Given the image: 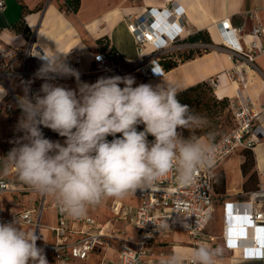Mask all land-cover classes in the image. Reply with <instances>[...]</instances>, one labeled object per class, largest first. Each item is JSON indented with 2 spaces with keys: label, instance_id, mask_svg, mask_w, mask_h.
<instances>
[{
  "label": "clouds",
  "instance_id": "obj_1",
  "mask_svg": "<svg viewBox=\"0 0 264 264\" xmlns=\"http://www.w3.org/2000/svg\"><path fill=\"white\" fill-rule=\"evenodd\" d=\"M37 57L42 64L35 76L44 82L31 96L32 81L21 82L16 131L22 135L0 156V172L6 176L14 170L18 181L51 197L61 214L82 219L104 200L151 188L170 172L187 186L199 171L214 166L215 133L196 134L210 121L181 103L175 87L136 85L134 77L119 75L82 82L66 56ZM157 69L154 74L161 76ZM67 77L75 78L76 89L54 83ZM5 95L0 87V101ZM42 127L65 138L63 143L46 138ZM39 239L36 230H24L16 218L0 221V264H48ZM222 256L221 247L201 243L189 258L172 253L160 264H219Z\"/></svg>",
  "mask_w": 264,
  "mask_h": 264
},
{
  "label": "crops",
  "instance_id": "obj_2",
  "mask_svg": "<svg viewBox=\"0 0 264 264\" xmlns=\"http://www.w3.org/2000/svg\"><path fill=\"white\" fill-rule=\"evenodd\" d=\"M0 1L5 2L4 8L0 9V51L18 50L21 59L14 64V69L22 70L23 64L27 63L29 72H32L28 81L32 82L36 79L33 75L36 72L35 59L22 53L28 49H33L36 56L61 54L66 56V60L81 57L82 63L76 70L80 73V80L87 83L95 81L82 75H90L97 69L93 60L100 52L117 56L127 65L136 64L139 61V53L133 37L128 32L127 17L142 15L148 8L162 9L175 3L184 12L188 22L177 48L171 54L172 61L178 60V65L170 71H160L161 76L157 75L149 81L139 74L132 75V77L135 76L136 85L165 83L175 87L178 92H183L199 84L207 83L211 79H216L218 84L214 92L217 98L228 99L235 95L236 85L229 81L227 72L236 67V64L233 61L230 62L227 53L220 48L222 38L218 28L219 23L229 20L234 28L243 27L247 33L251 32L257 22L264 28V0H138L137 2L133 0H80L77 13L69 10L65 0ZM22 17L24 20H21ZM21 23L23 26L20 29ZM12 26H17V28L12 29ZM26 28L31 32L29 37L23 33L22 29ZM200 33L209 36L211 42L191 40ZM150 51L151 49H148L144 54H149ZM189 55L191 59H188ZM9 62L10 60L7 59L0 60V64ZM256 67L255 71L248 66L242 68L247 71L249 78H253L247 94L252 100L262 105L264 104V56L257 59ZM9 82L16 91L21 90L22 80L14 79ZM16 82H18L17 85ZM59 85L71 89L77 87L74 77H68L59 82ZM20 95L22 96L23 92H20ZM0 114L4 115L5 121L10 122L11 126L10 131H4L6 133L0 137V153L4 156L15 146L12 141L22 135L16 131L21 110L16 107L12 116L4 111ZM261 124L264 130V114ZM64 139L54 137L51 140L63 143ZM246 151L253 154V166L247 174H244L242 165L246 160ZM0 173L3 175L2 172ZM5 178L15 187H29L15 180L14 170H11ZM260 184H264V136L253 151L240 150L216 168L213 218L219 209L222 216V227L221 235L213 236L219 237L217 244L223 249V256L220 259L222 264H264V236L258 230L246 232L241 239V245L232 249L224 247L221 238L225 205L246 200L247 195L256 191ZM30 193L37 192L32 190L28 193L2 195L1 210L4 217L14 218L24 211L40 208L43 196L37 193L33 203L27 204ZM13 196H17V199H13ZM44 199L46 206L42 213L40 235L43 240L47 241L52 237L49 228L56 227L58 219L56 210L50 207L54 200L51 197ZM38 201L40 205L36 206L35 203ZM115 202L128 206L132 212L138 206L134 194L130 193L124 199L104 200L99 206L90 209L89 215L99 224H108L113 234L119 238H136L137 230L112 213ZM103 211H105V216H103ZM19 225L23 224L19 223ZM69 225H72V220H69ZM76 238L72 235L70 240ZM189 243L191 241L188 233L177 230L159 242V245L163 246L162 248L168 255L181 253L189 258L193 250L188 246ZM102 255L101 253L94 254L89 261L94 260V263L98 264ZM115 256L116 251L112 249L109 257L114 258ZM77 263L83 262L72 264Z\"/></svg>",
  "mask_w": 264,
  "mask_h": 264
},
{
  "label": "built area",
  "instance_id": "obj_3",
  "mask_svg": "<svg viewBox=\"0 0 264 264\" xmlns=\"http://www.w3.org/2000/svg\"><path fill=\"white\" fill-rule=\"evenodd\" d=\"M4 6L5 2L0 1V9ZM187 24L184 12L175 3L162 9L148 8L142 15H130L127 17V29L137 46L139 61L134 65H127L123 61L109 59L105 53L100 52L93 60L97 69L90 75L82 76L92 81L100 77L135 74L141 75L147 81L154 79L157 75L154 74L153 68L163 71L159 65L160 59L175 51ZM218 28L222 38L220 48L227 53L230 61L236 64V67L227 72V76L238 86L239 94L228 98L227 111L232 115V126L216 144L214 166L199 171L195 181L187 186L178 184L174 173L170 172L153 187L137 189L133 193L138 201L134 212L128 206L115 202L112 213L137 230L136 238L117 237L108 224H99L89 212L82 219L63 215L54 201L50 207L57 212L58 225L49 228L52 242H47L42 237L37 241V246L44 249L46 258L52 256L59 264H72L87 262L92 255L101 253L103 255L98 264H160L161 259L168 254L159 242L177 230L186 231L195 247L201 243L212 247L219 246L217 244L219 237L206 233L214 213L216 168L240 150L253 151L264 136L261 124L264 104L259 105L247 94L252 82L249 81L247 71L242 68L248 66L253 71L257 69V59L264 56V28L257 22L251 32L247 33L243 27L234 28L229 20L220 22ZM148 49H151L149 54H144ZM22 53L35 59L34 66L37 72L42 61L34 55L35 51L28 49ZM6 59L10 60L8 64H0V85L7 93L0 102V113L4 111L12 116L17 107L16 98L23 92V85L18 92L9 81L20 79L27 82L32 72H29L27 63L23 64L22 70L14 69V64L21 59L18 50L0 51V60ZM66 62L77 69L82 59L78 56L67 59ZM67 78H57L54 83L59 84ZM43 82L36 78L30 85L29 95L38 92ZM207 83L214 90L217 88L216 79H211ZM42 132L48 139H53L56 134L43 127ZM30 191L32 189L29 187L13 186L0 173V221L11 222L16 218L20 224L36 230L37 235H40L42 213L46 206L45 196L40 208L24 211L14 218L4 217L1 210L2 195ZM69 220H72L73 226L69 225ZM164 223L169 225L167 229L158 227ZM249 230H258L264 236V184H260L256 191L249 193L246 200L227 203L224 208V228L221 236L224 247L232 249L240 246L241 239ZM72 235L77 238L70 240ZM114 242L117 244L114 245ZM112 249L116 251L114 258L109 257ZM219 264L222 262L219 261Z\"/></svg>",
  "mask_w": 264,
  "mask_h": 264
},
{
  "label": "rangeland",
  "instance_id": "obj_4",
  "mask_svg": "<svg viewBox=\"0 0 264 264\" xmlns=\"http://www.w3.org/2000/svg\"><path fill=\"white\" fill-rule=\"evenodd\" d=\"M178 61V60H177ZM176 61V62H177ZM137 76V75H135ZM133 76V77H135ZM140 76V75H139ZM18 82H16V85ZM15 85V86H16ZM1 86V85H0ZM238 86L236 85V88ZM180 92H178L179 94ZM216 97H214V94L208 90V88H202L201 90H198L196 93H190L188 96L182 98L181 103L188 104L191 109L202 116H206L208 120L210 121V127L205 128L202 130L197 131V135H200L204 132L213 131L215 133V137H220L223 134H225L232 126V115L230 112H228L226 109L221 108L219 105H215ZM228 100V99H225ZM0 137L5 134L4 131H10V122L5 121V117L3 114H0ZM187 131V130H186ZM187 134L189 135L188 131ZM18 181V179H15ZM21 183V182H20ZM38 195L37 193H30L28 196H30V199L28 200V203H33L35 196ZM13 199H17V196H13ZM36 206L40 205V202L35 203ZM102 213V212H101ZM103 216H105V211H103ZM107 217L108 214L106 213ZM24 230L28 231L29 227L20 225ZM221 227H222V216L220 213V210L216 212L214 218L209 223L206 233L212 234V235H221ZM191 243H189V247H192L193 249L195 246L193 245V240H191ZM47 242H52V239H47ZM48 264H59L58 260H56L54 257L49 256L47 258ZM77 264H95L94 260L87 261L83 263H77Z\"/></svg>",
  "mask_w": 264,
  "mask_h": 264
},
{
  "label": "trees",
  "instance_id": "obj_5",
  "mask_svg": "<svg viewBox=\"0 0 264 264\" xmlns=\"http://www.w3.org/2000/svg\"><path fill=\"white\" fill-rule=\"evenodd\" d=\"M65 1H66V5L69 8V10L71 9L75 13L78 12V10L80 8V3H81L80 0H65ZM21 20H24L23 17L21 18ZM22 26L23 25L21 23V25H19V28L21 29ZM15 28H17V26H12V29H15ZM22 30H24L23 33L27 37H29L31 35V32L27 28L26 29H22ZM191 40L194 41V42L195 41H197V42L198 41L211 42L209 36L203 35L202 33L195 35V37L191 38ZM198 53L200 54L201 52L199 51ZM106 55H107V57L109 59H112V60H115V61H120V62L123 61L121 58H118L117 56H111L110 54H106ZM188 59H191V56L190 55L188 56ZM159 65L162 67L163 71H170L173 68L177 67L178 64H177L176 61H172L171 54H170V55L163 56L160 59V61H159ZM203 87L204 88L207 87L208 90L211 91L214 94V97H216V99H217L215 101V103H216L215 105L221 106V108H224L223 110H225V109L227 110L228 109V100H225V99L220 100V99H218L217 96H216V94H215V92H214L215 90L208 83L199 84V85H197L195 87H192V88L187 89L186 91L180 92L178 94V97L177 98L181 101L182 98L188 96L190 93H196L198 90H201ZM138 130H143V126L142 125L141 126H138ZM205 134H206V132H204V133H202V134H200L198 136L203 137ZM225 134H223L220 137H215V144H217L219 142V140ZM117 135H119V134H117ZM183 135L185 137L188 136L186 130H183ZM55 138H60V136L56 133L55 134ZM108 139L111 140L112 137L109 136ZM151 139H153V137L150 136L149 137V140H151ZM245 154H246V160H245V162L242 165V170H243V173L244 174H247L251 170V168L253 166V154H252V152H249V151H246Z\"/></svg>",
  "mask_w": 264,
  "mask_h": 264
},
{
  "label": "bare ground",
  "instance_id": "obj_6",
  "mask_svg": "<svg viewBox=\"0 0 264 264\" xmlns=\"http://www.w3.org/2000/svg\"><path fill=\"white\" fill-rule=\"evenodd\" d=\"M228 56V55H227ZM228 59H229V56H228ZM229 61H230V59H229ZM231 62V61H230ZM250 72H252V71H250ZM230 81V80H229ZM249 81L250 82H252L253 83V78L252 77H250L249 78ZM232 84H235V83H232ZM236 85V84H235ZM4 88V87H3ZM6 90V89H5ZM239 94V91H238V87L236 88V93H235V95L234 96H231V98L232 97H235L236 95H238Z\"/></svg>",
  "mask_w": 264,
  "mask_h": 264
},
{
  "label": "snow or ice",
  "instance_id": "obj_7",
  "mask_svg": "<svg viewBox=\"0 0 264 264\" xmlns=\"http://www.w3.org/2000/svg\"><path fill=\"white\" fill-rule=\"evenodd\" d=\"M158 70H159V69H157V71H158ZM229 246H230V247L232 246V245H231V243H230V245H229Z\"/></svg>",
  "mask_w": 264,
  "mask_h": 264
}]
</instances>
